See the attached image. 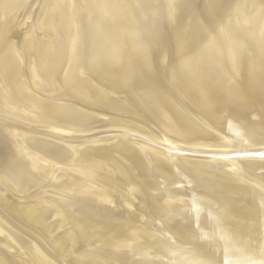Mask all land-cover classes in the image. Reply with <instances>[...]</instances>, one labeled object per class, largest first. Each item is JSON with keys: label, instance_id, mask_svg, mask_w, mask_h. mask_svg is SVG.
<instances>
[{"label": "bare ground", "instance_id": "obj_1", "mask_svg": "<svg viewBox=\"0 0 264 264\" xmlns=\"http://www.w3.org/2000/svg\"><path fill=\"white\" fill-rule=\"evenodd\" d=\"M0 152L13 264H264V0H0Z\"/></svg>", "mask_w": 264, "mask_h": 264}, {"label": "rangeland", "instance_id": "obj_2", "mask_svg": "<svg viewBox=\"0 0 264 264\" xmlns=\"http://www.w3.org/2000/svg\"><path fill=\"white\" fill-rule=\"evenodd\" d=\"M204 121L203 122H205L206 123V125H207V120L206 119H203ZM209 124V123H208ZM209 126V125H208ZM2 152H0V155L1 156H3L2 158L3 159H1V162H6L5 160H7L6 158V156H7V154L6 155H4V153H2ZM1 156H0V158H1ZM0 238H1V235H0ZM2 239V238H1ZM4 240V239H3ZM4 243V242H3ZM5 246V247H4ZM0 247H2L1 249H0V264H13V262H12V259L13 258H11V257H13V256H9V254H11V255H13L12 254V249H9L10 247L8 246L7 247V245H4V244H2V246H1V243H0ZM4 247V248H3ZM12 248V247H11ZM14 249V248H13ZM3 250V251H2ZM5 250V251H4ZM11 250V251H10ZM9 251V252H8ZM11 252V253H10ZM3 254H5V255H3ZM7 255V256H6ZM3 257V258H2ZM9 258H10V260L11 261H9ZM1 259H2V261H1ZM7 259V260H6ZM7 261V262H6Z\"/></svg>", "mask_w": 264, "mask_h": 264}]
</instances>
